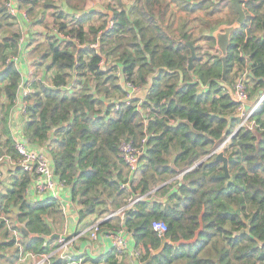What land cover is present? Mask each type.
I'll return each instance as SVG.
<instances>
[{
  "label": "trees",
  "instance_id": "1",
  "mask_svg": "<svg viewBox=\"0 0 264 264\" xmlns=\"http://www.w3.org/2000/svg\"><path fill=\"white\" fill-rule=\"evenodd\" d=\"M81 1L82 6L70 7L82 10L86 0ZM40 3L54 9V20L46 24L53 26L51 40L40 59L41 65L51 59L48 71L54 74L49 85L37 77L28 81L24 133L34 145L48 148L56 174L80 207V222L105 218L128 199L145 196L124 221L141 248L140 264H264V100L253 115L258 126L235 133L239 119L231 95L233 68H243L246 61L250 98L257 103L264 93V0H241L246 22L232 35L226 80L222 54L204 53L207 60H202L195 37L187 31L177 34L165 19L176 3L207 16L228 8L235 16L228 24H233L235 0H134L130 7L116 2L110 17L98 11L67 15L53 0L21 2L31 10ZM9 22L0 1V27ZM222 24L227 23L213 20L207 28ZM54 30L70 41L59 39ZM18 36L0 40V70L7 68L0 75V147L14 160L18 153L9 123L22 76L11 62L16 57L9 56L19 53ZM206 39L216 46L213 36ZM97 43L98 51L92 47ZM188 43L196 52L191 71ZM118 71L137 89L147 88L144 99L134 97L127 105ZM144 137L141 176L123 189L130 171L119 157V145ZM228 138L227 174L217 155L204 159ZM13 173L6 216L15 221L14 229L21 224L28 234L19 229L17 246L0 222V264H16L20 249L51 253L58 247L53 235L64 224L60 203L53 198L30 202L31 176L20 168ZM159 220L167 225L163 237L152 229ZM119 224L114 218L101 227L114 231Z\"/></svg>",
  "mask_w": 264,
  "mask_h": 264
},
{
  "label": "built area",
  "instance_id": "2",
  "mask_svg": "<svg viewBox=\"0 0 264 264\" xmlns=\"http://www.w3.org/2000/svg\"><path fill=\"white\" fill-rule=\"evenodd\" d=\"M23 0H4V8L7 15L13 19L19 21L21 17L22 8L20 7L21 2ZM27 17V14H24ZM28 18V17H27ZM54 33L61 40L70 41L69 37L61 34H57L54 30ZM94 49L99 50V43L92 45ZM11 62L16 63L17 57L13 58ZM233 71L237 72V77L233 82V88L231 90V95L234 101L237 103L236 106V116L239 119V125L236 128V132L241 129L245 131H252L257 125L255 119L253 118L254 112L264 100V93L259 97L258 102L254 103L250 98L249 94V76H250V63L246 61V64L243 68H239L238 66H234ZM233 73V72H232ZM121 74V79L123 80L124 88L127 97L126 103L130 104V100L134 99L138 89L134 87L131 82L127 81L126 78ZM233 76V75H232ZM25 83L22 82L20 87L19 95L21 97H17L15 101V106H17L18 102H20L21 112L25 114L27 102L25 98L29 95V89L26 90L23 88ZM20 99V100H19ZM14 106V108H15ZM119 107H117L118 109ZM139 110L140 107H138ZM13 136V134H12ZM231 138V137H230ZM228 138L223 144L217 147L210 155H217L219 153H223L226 144L230 140ZM15 150L18 153V159L14 160L6 155L0 154V164L10 163L15 168H20L23 172L28 173L31 176V184L27 190V195H29V191L31 187H34L32 193H35V196H50L49 199H56L61 206L63 214L67 212V209H74V211L79 216L80 207L77 202H74L71 198V201H65L61 197V190L66 187L64 181H62L58 175L56 174L55 167L51 161L50 153L47 147H41L38 145H34L29 141V139L25 136V133H21V131L17 130L13 136ZM147 150V137L141 139L140 142L135 143L134 141L123 140L119 145V157L123 164L130 171L129 179L126 183L122 185L123 189L129 187L130 183L135 182L139 171L142 168V158L145 155ZM1 178V175H0ZM69 189V188H68ZM145 196H138L132 199H128L127 203L116 211L110 213L105 218L96 219L91 225H89L84 232L81 234L82 237L86 236L90 243L99 242L100 238L103 236H108L111 238L113 249L117 252L118 255H124L129 249L128 240L133 239V236L127 232L124 227V221L127 216V213L133 210L136 204L143 200ZM118 218L120 220V227L115 229L114 231L102 229L101 224L107 220ZM0 222L5 223V227L9 229L11 235L16 238L17 246L20 245V240H22V234L19 229H14V222L6 216L5 211H0ZM21 225V224H18ZM152 229L156 232L160 237H163L167 231V225L164 221H154L152 223ZM57 234V233H56ZM80 235V236H81ZM76 237V236H75ZM75 237H70L66 234H59L57 238L58 247L55 248L51 253L37 255L32 252H26L20 249L18 260L19 263H25L29 261L31 264H52L54 259H59L61 261H67L64 264H82L81 259H74L70 256L68 249L70 248L71 241ZM135 242V241H134ZM55 244V243H54ZM53 244V245H54ZM135 255L137 259L140 258V249H137L135 243ZM140 263V262H139Z\"/></svg>",
  "mask_w": 264,
  "mask_h": 264
},
{
  "label": "crops",
  "instance_id": "3",
  "mask_svg": "<svg viewBox=\"0 0 264 264\" xmlns=\"http://www.w3.org/2000/svg\"><path fill=\"white\" fill-rule=\"evenodd\" d=\"M45 1H50V0H45ZM53 1L55 2V6L61 8L64 11V13H66L67 15H76V16L87 14L89 12L92 13V11H98L103 13L107 12L110 17L111 9H114L116 6V4L112 0H87L85 4V9L82 11H78V10L76 11V9H72L68 6L66 0H53ZM116 2L119 4L117 0ZM133 2L134 0H130L129 2L121 0L122 5H125V7H130L133 4ZM25 5L26 7H24L25 8L24 13H27L29 15V16L27 15L28 18L25 17L24 14L21 12V17L19 21H17V19L16 20L12 19V20L16 22L15 24L17 26L23 28V35L25 37V41H26L25 45H26L29 44L30 40L35 39V37L44 30L43 24L52 21L54 19V16H53V9L45 8L43 3H40L38 7H35L32 10L28 4ZM207 17L213 18V20L215 19L222 20L225 23H227V25H230L228 24V22L232 21L235 16L233 11H231L228 8H226L219 14H215L213 16H207L206 11L199 10L193 13H189L184 10H181L176 3H172L165 21L168 25L172 26L177 31V34H180L181 31H187L188 33H191L196 39H198V44L199 43L202 44L203 49L206 48V50H204V53H207L209 51L210 54H217L216 52V50L218 49L217 46L215 47L212 46L211 43L206 40V38L213 36L214 32L221 25L218 26L216 30H214L215 26L214 27L209 26L207 28V22H208L206 20ZM39 20H42L43 24L38 23V25H36V23L39 22ZM180 23H182V26L180 25ZM38 29H42V31L37 32L36 30ZM38 36L40 37V35ZM41 40L43 41L44 46L49 45V43L45 41L44 36H41ZM19 52L20 53L19 56H17V62L15 63V65L19 70V72L21 73L22 82L28 84L29 83L28 81L33 79L31 75L33 74L32 69L34 68L31 67L28 69L27 66V64L31 62V61H27L25 58V55L29 54V49L26 50L23 47L20 48ZM37 78L44 80L43 75L42 77H37ZM120 82L122 81L120 80ZM121 84L124 87V84L123 83ZM146 93H147L146 87L142 89H138L136 96H139L140 99H144ZM19 104L20 102H18L17 106L13 108L9 123V127L13 136L15 131L17 130L21 131V133L24 132L25 115L21 112V106ZM0 170L4 172L1 164H0ZM14 175L15 174L13 172L12 173L4 172L3 178H0V208H6L5 197L8 191L12 189V178ZM33 190L34 187L32 186L29 191V195H27L28 200L32 203L47 200L50 197V196H40V195L35 196V193H32ZM60 194L65 201H71V193L68 188H63ZM14 213H17V210L14 211ZM63 218H64L63 227L61 228L60 232H58L57 234L62 233L70 237L76 236L71 241V245L68 251L72 258L76 260L81 259L82 264H91V262L94 264H140L139 260L135 255L136 250H135V242L133 239L129 238L128 240L129 249L127 250V252L124 255H118L117 252L113 249L112 241L110 237L103 236L100 238L99 242L96 243H90L87 237L85 236L82 237L81 234L84 232V230L89 225H91V223L95 221L94 217H90L80 222L79 216L74 211V209H67V212L63 214ZM16 264H31V263L27 261L25 263L16 262Z\"/></svg>",
  "mask_w": 264,
  "mask_h": 264
},
{
  "label": "rangeland",
  "instance_id": "4",
  "mask_svg": "<svg viewBox=\"0 0 264 264\" xmlns=\"http://www.w3.org/2000/svg\"><path fill=\"white\" fill-rule=\"evenodd\" d=\"M1 2H3V6H4V0H0ZM87 1V0H86ZM86 1H85V4H86ZM115 4H116V1H114V0H112ZM124 1H126V2H129L130 0H124ZM66 2H67V4H68V6L70 7V6H74V5H80V6H82L83 5V3H81L82 1L81 0H78V1H74V0H66ZM55 3V2H54ZM94 3H95V1H94ZM24 7H26V5H24V4H21V8H22V13L23 14H26V13H24V10H25V8ZM57 7V6H56ZM71 8V7H70ZM61 9V8H60ZM72 9H74V8H72ZM85 9V6H84V8L82 9V10H84ZM62 10V9H61ZM78 9L76 8V11H77ZM81 9H79L78 11H82ZM53 13H54V9H53ZM29 16V15H28ZM225 19V18H224ZM54 20V19H53ZM206 20L208 21L207 23L209 24H211V23H213V18H210V17H207L206 18ZM216 20V19H215ZM52 21H50V22H47V23H42V20H39V22H37L36 23V25H38V23H42L43 24V28H44V30L42 31V29H38V30H36L37 32H39V31H42L41 33H39L38 35H40V37L37 35H35L36 37H35V39H33V40H30V42H29V44H26L25 45V37H24V35H23V28H20L19 26H17L15 23V21H13L12 19H10V22H9V24H4V25H2L1 27H0V40L5 36V35H9V34H11V33H15V34H18L19 36H18V41H19V46H20V48H25L26 50H28L29 49V54H26L25 55V58H26V60L27 61H31L30 63H28L27 64V66H28V69L29 68H31V67H34L33 69H32V71H33V74L31 75V77L32 78H34V77H42V75L44 76V80H45V83L46 84H51L52 83V77H53V74H54V71H48V65L47 64H50V62H51V59H49V58H47L44 62V64L43 65H41L40 64V59H41V57H42V54L45 52V50H46V47L47 46H44V43H43V41L41 40V36H44L45 37V41L47 42V43H49V40H51V38H49L48 39V35L49 34H52L51 32H52V28L50 27V26H52V25H49V26H46V24H50ZM29 25H30V23H29ZM180 25L182 26V23H180ZM53 27V26H52ZM33 35H34V33H33ZM196 40L197 39H195L194 38V41H195V46H203L202 44H198V41H197V44H196ZM207 41H209L208 39H206ZM210 42V41H209ZM212 45V44H211ZM194 46V45H193ZM194 46V47H195ZM213 46V45H212ZM203 48V47H202ZM204 50H206V48H204V49H202V51H201V49L199 50V53L201 54V56H202V60L204 59V60H207V58H206V54H204ZM20 51V50H19ZM216 52H217V54H219L220 53V51L217 49L216 50ZM20 53V52H19ZM19 53H18V55L17 56H19ZM207 53H209V51L207 52ZM213 53H215V52H213ZM217 54H212V55H217ZM17 56H15L14 54H11L9 57L10 58H12V57H17ZM111 61H113V60H111ZM232 77H233V80H235L236 79V77H237V72H235V71H233V73H232ZM117 76L118 77H120L121 78V74H119V71L117 72ZM122 82H120V83H123V80L122 79H120ZM119 82V81H118ZM234 82V81H233ZM27 83L26 84H24L23 85V88L24 89H26V90H28L27 89ZM2 87H4V83H0V89H2ZM125 89H127V88H125ZM30 91V90H29ZM3 95V94H2ZM2 95H1V98H0V101H3L4 100V98L2 97ZM114 95V97H115V100H122L121 99V97H120V94H113ZM19 97H21L20 95H19ZM18 97V98H19ZM135 97H137L136 95H135ZM139 97V96H138ZM19 102H21V101H19ZM2 102H0V104H1ZM141 105H138L137 107H140ZM140 109H141V107H140ZM142 113H143V109H142ZM143 117H147V113L145 112V110H144V114L142 115V119H143ZM144 122V121H143ZM53 136V135H52ZM230 142V140L228 141V143ZM228 143L226 144V147H225V149H224V151H223V153H224V155L227 157V151H228ZM221 145V144H220ZM219 145V146H220ZM218 146V147H219ZM211 155H208V157H210ZM208 157H206L205 159H204V161H206V160H208L209 158ZM212 157V156H211ZM14 165V164H13ZM13 165H11L10 163H4V164H1V166L3 167V171L4 172H7V173H12V172H14V170H15V165L13 166ZM142 169V168H141ZM4 172H2L1 170H0V174H1V178H3V176H4ZM140 176H141V171H139V174L137 175V177H136V179L137 180H135V184L137 183V181H138V179L140 178ZM155 191V190H154ZM153 191V192H154ZM152 192V193H153ZM40 202V201H39ZM0 211H7V209H5V208H0ZM95 221H96V219H95ZM63 232V231H62ZM86 237V236H85Z\"/></svg>",
  "mask_w": 264,
  "mask_h": 264
},
{
  "label": "water",
  "instance_id": "5",
  "mask_svg": "<svg viewBox=\"0 0 264 264\" xmlns=\"http://www.w3.org/2000/svg\"><path fill=\"white\" fill-rule=\"evenodd\" d=\"M119 2V5H122L121 0H117ZM235 6H236V11L238 14V17L236 21L233 24L230 25H221L213 34V37L216 39V46L219 49L220 53L223 56V80H226L227 76V63H226V57L229 51V47L231 44V38L233 33L241 28L246 22V13L241 6V0H235ZM188 46L191 49V57L189 58V70L194 69V61L196 59V52H195V47L193 44L188 43ZM7 71V68L0 70V75H3ZM0 154L5 155V152L3 149L0 147ZM211 157V156H210ZM208 157V158H210ZM175 160V158H174ZM217 161H221L223 163L224 169L226 173L228 174V158L224 155V153H219L217 154L216 157ZM204 161L199 162L196 166H199L203 163ZM18 228L22 231L28 234V231L26 230V227L23 225H18ZM53 237L58 238L59 234H54Z\"/></svg>",
  "mask_w": 264,
  "mask_h": 264
}]
</instances>
